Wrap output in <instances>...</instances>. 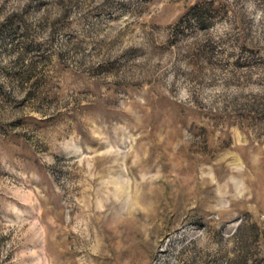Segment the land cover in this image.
I'll return each mask as SVG.
<instances>
[{
    "label": "rangeland",
    "instance_id": "rangeland-1",
    "mask_svg": "<svg viewBox=\"0 0 264 264\" xmlns=\"http://www.w3.org/2000/svg\"><path fill=\"white\" fill-rule=\"evenodd\" d=\"M0 264H264V0H0Z\"/></svg>",
    "mask_w": 264,
    "mask_h": 264
},
{
    "label": "trees",
    "instance_id": "trees-1",
    "mask_svg": "<svg viewBox=\"0 0 264 264\" xmlns=\"http://www.w3.org/2000/svg\"><path fill=\"white\" fill-rule=\"evenodd\" d=\"M202 9L203 8L199 4L191 5L190 8H189V10H191L190 11L191 15L194 16L200 22H202L203 20H205V16L203 14V10Z\"/></svg>",
    "mask_w": 264,
    "mask_h": 264
}]
</instances>
